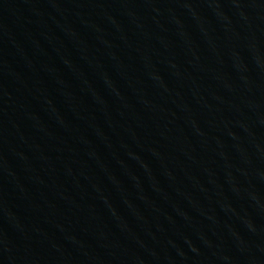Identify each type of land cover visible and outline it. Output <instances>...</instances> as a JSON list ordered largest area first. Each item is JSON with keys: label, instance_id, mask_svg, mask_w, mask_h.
<instances>
[{"label": "water", "instance_id": "water-1", "mask_svg": "<svg viewBox=\"0 0 264 264\" xmlns=\"http://www.w3.org/2000/svg\"><path fill=\"white\" fill-rule=\"evenodd\" d=\"M0 264H264V0H0Z\"/></svg>", "mask_w": 264, "mask_h": 264}]
</instances>
